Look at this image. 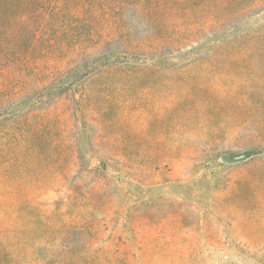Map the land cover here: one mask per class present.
Returning a JSON list of instances; mask_svg holds the SVG:
<instances>
[{"label": "trees", "instance_id": "obj_1", "mask_svg": "<svg viewBox=\"0 0 264 264\" xmlns=\"http://www.w3.org/2000/svg\"><path fill=\"white\" fill-rule=\"evenodd\" d=\"M185 1L183 7L182 0H0V145H12L20 164L14 182L0 179V191L16 192L19 200L15 221L16 246L23 249L19 264L26 259H33V264H206L196 257L197 249L192 245L157 241L156 223L142 217L139 209L153 200L149 194L156 191L181 192L179 198L187 200L194 198L195 188L206 194L218 180L216 175L210 172L186 183L165 180L148 186L135 179L132 165L141 160L137 159L139 153L143 154L139 149L141 139L126 130L134 121L118 115L123 103H117L121 94H117L116 86L124 76L131 75L136 84L142 79L149 82V75L155 72L164 76L166 96L171 87L186 84V103L191 98L207 103V88L197 89L187 83V70L211 67L209 70L215 73L216 67L228 68L217 74L229 73L237 83L227 91L228 100L217 96L219 105L208 109L210 115L215 113V118H205L215 126L209 132L218 136L220 130H226L241 139L239 131L254 122L256 137L264 140V8L230 24L216 36L198 41L194 39L197 28L210 26L213 19L200 24L186 20L182 13L191 12L195 0ZM196 1L209 14L236 12L228 0ZM130 8L146 22L148 33L143 40L133 37L136 25L125 20ZM213 52L216 54L211 58L206 55ZM121 55L131 60H120ZM117 70L118 77H105L94 89V105L84 104V96L77 89L74 102L80 112L72 117L79 134L69 139L62 136L67 132L52 130L60 119L55 112L70 118L69 110H57L58 104H51L52 100L78 88L90 74L104 76ZM254 76L263 83L256 84L251 79ZM42 80V84L33 83ZM256 90L259 97L254 96ZM135 92L132 86L125 90L123 102ZM114 98L116 105L111 102ZM88 111L98 124L97 143L105 147L103 152L89 137ZM189 111L186 104L182 105L161 123L165 129L176 124L184 129L192 121ZM253 144L247 143L236 153L220 154L218 164L246 161L254 146L264 150L260 143ZM2 171L0 164V174ZM79 178L95 180L91 193L81 191ZM111 185L116 193L109 197ZM49 188H66L63 207L49 211L40 207L37 200ZM116 200L123 207L121 222L113 236L96 246ZM99 211L104 219L93 217ZM136 223L140 226L134 227ZM30 243L33 255L24 251Z\"/></svg>", "mask_w": 264, "mask_h": 264}, {"label": "rangeland", "instance_id": "obj_2", "mask_svg": "<svg viewBox=\"0 0 264 264\" xmlns=\"http://www.w3.org/2000/svg\"><path fill=\"white\" fill-rule=\"evenodd\" d=\"M198 3L195 0L193 5L191 4L193 7L191 12L185 13L184 10L182 13L186 20L196 24L203 23L206 19H213L210 26L197 28L194 39L198 41L216 36L222 30L227 29L230 24L246 16H252L264 8V0H228V3H233L232 5L236 9L235 13L226 14L216 11L209 14L201 5L197 6ZM182 5L185 7V0H182ZM243 6L248 8L244 11L242 10ZM124 16L126 21L136 25L133 37L137 41L143 40L148 33L147 27L144 25L146 23L144 18L137 17L133 8L127 10ZM182 35L186 36V33H182ZM223 50L226 51V48ZM90 53L92 54V51ZM216 53H207L206 55H210L209 58H211ZM121 58L131 60V58L126 59L125 55H121L120 60ZM209 68L191 67L186 72L187 83L189 81V84L197 89L199 86L207 88L209 92L208 98H206L207 103L198 98H191L186 103L185 95L189 94L185 90V83H181L185 84L183 86L171 87L166 96L165 88L162 85L164 76L155 72L149 75V82H144L142 79L137 85L133 82L131 77L133 75H131L124 76L125 80L116 86L117 94H121V98L117 97L119 98L117 103H123V106L118 110V115L125 117L128 121H134L133 124L132 122L129 124V128L126 130H129L134 138L141 139L142 143H140L139 149L143 154L139 153L137 157L141 160L132 165L135 179L140 180L146 186L165 180L186 183L201 174L210 172H213L218 179L209 186L211 190L206 194H200L195 188L192 200L180 199L181 192H177L176 195L159 191L152 192L149 196L153 200L143 203L139 212L145 219L156 223L155 237L157 241L192 245L197 249L196 257L206 264H264V150L254 146L250 159L240 163L230 160L231 164L220 165L217 161L220 154L239 152V149H243L247 143L249 145L260 143L264 147V140L256 137L254 122L239 131L241 139H235L232 133L226 130H220L218 136H213L215 132H209L211 127L215 126H211L205 118L209 116L213 119L215 113L210 115L208 109L211 106L219 105L221 100L215 99L217 96H225L223 100H228L227 91L237 83L235 78L229 76V73L222 76L217 74V71H224L228 68L216 67L218 70L215 73ZM115 69H121V67H113V70ZM118 72L119 70L112 71L104 76L90 74L79 82L78 88L73 87L62 98L59 96L52 100V103L51 101L47 102V105L58 104L57 110L66 107L65 109H68L70 113L69 118L63 113L55 112L60 119L55 121L52 130H57L59 133L67 132L62 136L69 139L79 134L77 122L72 117L74 112L76 115L80 112L79 106L74 102L77 89L84 96V104L94 105L95 102L92 99L94 96L92 94L95 93L94 89L105 81V77L111 79L114 76L118 77ZM250 72L252 74V69ZM251 74L248 75V79ZM251 79L256 84L263 83L256 76ZM43 81L38 83L34 81L33 83L39 85ZM131 86L134 90L137 89V92L133 97L123 102L122 97H127L123 96L124 91ZM207 90L204 94L207 93ZM105 91L107 92V90ZM88 93L90 95L87 99ZM259 95L256 90L254 96L259 97ZM96 102H99L98 98ZM111 102L116 105L115 98ZM185 104L190 108L189 112L193 113L191 123L184 129H179L178 124L165 129L161 119L167 115L173 116ZM42 107L44 108L46 105L44 104ZM89 112L85 114L90 123L89 137L98 151L103 152L105 147L97 143V139H99L97 137L98 124L96 121L93 122L94 118ZM66 116L68 122L64 123ZM176 117L178 123L179 115ZM142 119H145L143 127L139 124L142 123ZM56 135L55 133L53 136L56 137ZM7 145L8 143L0 145V164L3 169L0 179L14 182L16 178L14 174L20 166L19 158L16 157V154L14 155L12 145ZM105 146L107 147V144ZM77 180L82 182L81 191L91 193L94 189V179L79 178ZM244 180L247 181L244 182ZM114 193L116 190L111 185L108 196L112 197ZM66 194V188H49L37 201L42 209L54 210L63 207ZM157 200L161 202L158 204ZM18 201L16 192L0 191V264H19L23 252L22 248L16 246L19 245L16 243L15 224ZM114 205L113 209L116 208L107 218L103 238L95 244L96 246L103 245L108 236H113L121 222L123 207L118 203V200L114 202ZM93 217L97 220L105 218L101 211L95 213ZM133 226H140V224L136 223ZM243 230L247 232L248 236L242 234ZM131 236L134 238V234ZM77 240L81 241V238L77 236ZM24 251L33 255V243L24 247ZM26 260L24 264H33V259Z\"/></svg>", "mask_w": 264, "mask_h": 264}]
</instances>
